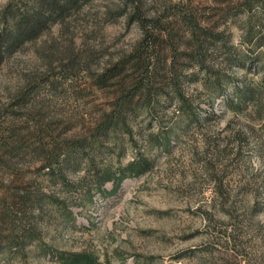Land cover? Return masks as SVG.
<instances>
[{
  "label": "rangeland",
  "instance_id": "obj_1",
  "mask_svg": "<svg viewBox=\"0 0 264 264\" xmlns=\"http://www.w3.org/2000/svg\"><path fill=\"white\" fill-rule=\"evenodd\" d=\"M258 1L79 0L55 14L51 0H0V36L48 18L1 49L0 264H264ZM187 15L226 42L209 48L208 72L191 59ZM147 74L151 96L102 134Z\"/></svg>",
  "mask_w": 264,
  "mask_h": 264
},
{
  "label": "trees",
  "instance_id": "obj_2",
  "mask_svg": "<svg viewBox=\"0 0 264 264\" xmlns=\"http://www.w3.org/2000/svg\"><path fill=\"white\" fill-rule=\"evenodd\" d=\"M50 1V0H49ZM79 0H65V4L58 5L57 0H51L52 6V13L60 14L63 11H65V8L67 7V4L69 3H78ZM228 1V0H224ZM225 2V3H226ZM245 0L243 1H237L232 2V0H229L227 2V7H230L231 5H235L233 7L237 8L238 6L244 7L245 4H243ZM258 3L264 4V0L258 1ZM239 10V8H238ZM48 18L45 16L40 15L39 13H34L31 18L27 17H19L18 20L14 22V26L12 29L8 30L7 32H3L0 36V58L2 56V45H4V49L7 51L11 50L17 43L22 41L24 38H31L35 34H37L42 27L46 24ZM186 23L189 24V28L191 31V39L193 43H195V48H198V55H195V57H192L191 59L194 60V62L197 63L203 70H207V56H208V50L212 46L215 49H221L226 46L225 40L222 38V35L218 32H215L211 26L203 27L201 26L197 19L195 17H191L190 15H187L185 18ZM4 39V40H3ZM262 40V38H261ZM4 43V44H3ZM125 64H119L115 65L112 68H109L106 70V72L99 78V82L101 85L106 82L110 77L116 75V73L121 72L124 68ZM208 72V70H207ZM148 78L145 81L143 78L140 79H132V84L130 86V89L122 91L121 99L118 98V101L116 102V109L108 115V117L105 118L104 122H101L98 130L100 131L101 127H104L105 129L102 131V134H105L106 130H108L111 127L117 128L121 124V118H122V106L127 105L128 102H130L135 94L144 96H151V74H147ZM172 90L175 91V93H179L180 90L177 86L176 82L171 83ZM182 93L180 92V96ZM130 107V106H129ZM104 132V133H103ZM84 146H81L82 149ZM48 158V161L46 162V166L50 169H52V173L54 172V167H52V164ZM32 203L31 198L24 197L21 198L19 202H17V205L19 207L20 213L25 212L26 206ZM9 213V212H7ZM5 214V215H4ZM4 214H0V216L5 217L6 212ZM5 219V218H4ZM13 237V239H12ZM10 242H14L15 240L18 241L17 236H12Z\"/></svg>",
  "mask_w": 264,
  "mask_h": 264
}]
</instances>
